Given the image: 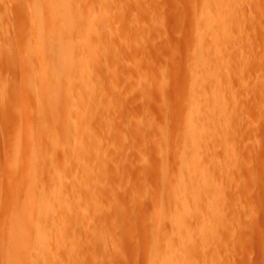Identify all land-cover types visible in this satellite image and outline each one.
Instances as JSON below:
<instances>
[{
	"label": "rangeland",
	"instance_id": "374dc122",
	"mask_svg": "<svg viewBox=\"0 0 264 264\" xmlns=\"http://www.w3.org/2000/svg\"><path fill=\"white\" fill-rule=\"evenodd\" d=\"M230 1L223 11L235 26L213 41L202 34L206 0H73L78 18H100L75 44L87 68L72 83L93 87L84 111L66 86L52 104L42 101V53L33 47L36 25L51 29L50 0H0V264L19 221L21 238L45 248V264H166L172 253L175 264H264V0ZM211 68L216 89L198 81ZM207 119L213 127L187 136ZM186 165V179L203 181L187 209L188 239L169 220ZM44 196L51 211L40 216L39 243L33 205ZM16 206L31 207L26 221ZM55 211L61 222L52 226ZM31 254L17 264H33Z\"/></svg>",
	"mask_w": 264,
	"mask_h": 264
},
{
	"label": "bare ground",
	"instance_id": "6f19581e",
	"mask_svg": "<svg viewBox=\"0 0 264 264\" xmlns=\"http://www.w3.org/2000/svg\"><path fill=\"white\" fill-rule=\"evenodd\" d=\"M75 1V0H74ZM80 1V0H79ZM208 2V4H210V8H211V12H209L206 17L202 20L203 24H202V34H204V37L206 36H209L213 39H218V37L221 35V33H223V30L224 29H230L232 28L233 26H235V18L234 16L231 14V13H225V11H223V6H225L226 4H230V0H206ZM73 0H50L49 2V7L47 8L48 11L50 13V16L52 17V24H51V29L47 30V31H43V28H42V24L39 23V25H36L38 28H37V34L39 36H37V39L35 40V45L33 48H36L37 51H40V53H42L41 55H37L39 56L38 59L40 60H37L41 63L38 62V64L41 65V68H42V75L45 79L44 82V86L40 87L42 88L41 89V93L43 92V103H45L46 105H50L52 104V100H54L55 97H57L62 89V87H65L67 88V96L68 97H74V94L78 93L79 95V98H78V109H83L84 111L86 110V108L84 107V104L85 102L91 98V95H87L91 90H92V85L89 86V84L87 85H84L81 89H79L78 91H76V88L74 86V84L72 83V78L77 75V74H80L79 77H81L83 74L84 75V72H85V69L87 68L86 64L83 63L81 60H78L75 56V44H76V39H81V41H83L82 43L84 42H87V37H83V35H86V34H90L93 32V30L91 29V24H93V22L98 19H96V15H92L90 18H85L83 17L82 19L81 18H78L80 17L79 14H78V17H77V13L76 11H74V5H73ZM75 4V3H74ZM101 6V5H100ZM108 7V6H107ZM36 9V11L39 13V15H41L39 18H40V21L41 22H44V11H42L41 8H39L38 6H35L34 7V10ZM104 9V8H103ZM50 10V11H49ZM101 10V9H100ZM91 11V10H90ZM105 11V10H104ZM100 11H98L99 13ZM45 13V14H46ZM97 13V15H99ZM103 13V12H101ZM48 15V14H47ZM101 16V15H100ZM99 16V17H100ZM48 18V17H47ZM238 18V17H236ZM39 21V22H40ZM37 22V21H36ZM38 23V22H37ZM50 23V22H49ZM34 26V23H32ZM234 24V25H233ZM49 25V24H48ZM233 25V26H232ZM232 26V27H231ZM46 27V26H45ZM105 28V27H104ZM108 29V28H107ZM35 29H33L32 31H34ZM104 30V29H103ZM31 32V31H30ZM36 31H34L35 33ZM33 33V34H34ZM75 33V35L73 34ZM94 33V32H93ZM103 33V32H102ZM100 33L99 35H101L102 37L104 36V34ZM107 33V32H106ZM36 34V33H35ZM34 34V35H35ZM98 35V36H99ZM100 36V37H101ZM223 36V35H222ZM28 37V36H27ZM36 36H34L33 38H35ZM107 37V36H106ZM220 38V37H219ZM26 39V38H25ZM28 39V38H27ZM33 40V42H34ZM214 41V40H213ZM216 42V41H215ZM26 43V42H25ZM217 43V42H216ZM4 47V46H3ZM1 48V47H0ZM6 48V47H5ZM26 48V47H25ZM31 49V48H30ZM217 49V48H216ZM4 50V49H3ZM24 51V50H23ZM95 51V50H94ZM218 52V50H217ZM6 53V52H5ZM8 53V52H7ZM6 53V54H7ZM4 54V53H3ZM26 54V53H24ZM31 54V53H30ZM20 56V55H19ZM96 56H97V53L96 51L93 52V58L96 59ZM21 57V56H20ZM36 58V57H35ZM26 59V58H24ZM93 59V60H94ZM27 62V61H26ZM37 64V65H38ZM31 65V62L30 64ZM31 67V66H30ZM31 69V68H30ZM29 69V70H30ZM87 71V70H86ZM206 70H203V72L201 74H198V81L201 82V83H209L211 84L210 88L213 86H215V89L217 88L218 86V83H217V80H215V68H211L210 71H208V74L205 73ZM31 72V71H30ZM86 73V72H85ZM29 74V73H27ZM31 75V73H30ZM33 77V76H32ZM29 78V77H28ZM34 80V79H33ZM32 80V81H33ZM27 81H31V80H27ZM41 84V83H39ZM31 85V84H30ZM34 85V84H32ZM43 85V84H42ZM208 85V84H207ZM202 86V84H201ZM35 88V85L33 86ZM206 87V86H205ZM208 87V86H207ZM27 88V87H26ZM30 88V87H29ZM29 88H27L26 90H28ZM44 88V89H43ZM204 88V87H203ZM64 89V88H63ZM31 90V89H30ZM43 90V91H42ZM214 90V89H213ZM32 91H33V88H32ZM36 91V90H35ZM25 92V91H24ZM30 94V93H29ZM34 94V93H33ZM35 95V94H34ZM23 96V95H22ZM30 96V95H29ZM36 96V95H35ZM41 97V96H40ZM38 98V97H37ZM58 100L60 99V96L59 98H57ZM37 100V99H36ZM39 100V99H38ZM37 100V101H38ZM61 100V99H60ZM36 101V102H37ZM55 102V101H54ZM39 103H40V100H39ZM76 103V102H75ZM42 104V103H40ZM57 104V103H56ZM56 104H54V106H56ZM12 105V104H11ZM59 105V104H57ZM200 103H199V99L195 98L193 100V105L191 106V108L189 109L188 111V114H187V121L188 122H192L195 119V117H197L198 113H200L201 109L199 107ZM43 106V105H42ZM41 106V108H42ZM52 107V106H50ZM56 108V107H54ZM57 109V108H56ZM88 109V108H87ZM52 110V108H51ZM53 111V110H52ZM82 111V110H81ZM52 115V114H51ZM56 115V114H55ZM55 117V116H54ZM200 117V115H199ZM186 121V122H187ZM202 120H200L198 123L199 124H192L190 126V132L188 133L187 136H189V138L191 139H195L194 137H196V135L200 132H205L207 131V128H210L211 126L213 127L214 123L211 124L212 121H208L205 120L203 122H201ZM48 122V121H47ZM187 122V123H188ZM46 123V122H45ZM55 123V122H54ZM210 123V124H209ZM31 124V123H30ZM44 124V122H43ZM42 124V125H43ZM188 126V125H187ZM186 126V127H187ZM39 128V127H38ZM37 128V129H38ZM189 128V127H188ZM187 129V128H186ZM211 132V129H209ZM31 131V129H30ZM37 131V130H36ZM47 131V130H46ZM29 132V131H28ZM38 132V131H37ZM213 132V131H212ZM35 133V132H34ZM42 133V131L40 132ZM46 133V132H45ZM91 132H88L87 134H89ZM212 134V133H210ZM216 134V133H215ZM29 135V134H28ZM34 135V134H33ZM44 135V134H43ZM41 135V136H43ZM56 135V134H55ZM59 135V134H58ZM90 135V134H89ZM199 135V134H198ZM202 135V134H201ZM207 135V133H206ZM214 135V134H213ZM212 135V137H213ZM21 136V135H20ZM19 136V137H20ZM36 136V135H35ZM52 136V135H51ZM49 136V138L51 137ZM209 136V135H207ZM225 136V135H224ZM29 138V137H28ZM48 138V139H49ZM211 138V137H210ZM23 139V138H22ZM52 139H54L52 137ZM82 139V137H81ZM191 139L189 142H191ZM203 139V137H202ZM212 139V138H211ZM225 139V137H224ZM21 140V138H20ZM58 140V139H57ZM76 140V141H75ZM198 140V139H196ZM37 141V140H36ZM73 141V140H72ZM204 141V139H203ZM56 142V141H55ZM21 143V142H20ZM78 144L80 143V139L77 138V139H74V144ZM188 143V142H187ZM22 144V143H21ZM38 144V143H36ZM45 144V143H43ZM73 144V143H72ZM195 144V143H194ZM19 145V144H18ZM31 145V144H30ZM35 145V144H34ZM33 145V146H34ZM49 145V144H48ZM54 145V144H53ZM191 145V144H190ZM32 146V147H33ZM44 146V145H43ZM55 146V145H54ZM73 146V145H72ZM35 148V147H33ZM41 148V147H40ZM84 148V147H83ZM18 149V148H17ZM37 149V148H36ZM197 150V149H196ZM42 151V149H41ZM40 151V152H41ZM90 151V149L88 150ZM44 152V150H43ZM48 152V151H47ZM46 152V153H47ZM73 152V151H72ZM38 153V152H37ZM85 153V152H84ZM87 153V152H86ZM51 154V153H50ZM88 154V153H87ZM86 154V155H87ZM38 154H36L37 156ZM194 155V154H193ZM76 156V155H75ZM201 156V155H200ZM51 157V156H50ZM194 158H197L198 157V154L196 153V155L193 156ZM35 158V157H34ZM38 158V157H37ZM31 159H32V156H31ZM30 159V161H31ZM193 159V158H191ZM29 160V159H28ZM35 160V159H33ZM43 160V159H42ZM45 160V159H44ZM51 160V159H50ZM197 160V159H196ZM37 161V159H36ZM46 161V160H45ZM44 161V162H45ZM48 161V160H47ZM46 161V162H47ZM192 161V160H191ZM195 161V160H193ZM189 162V161H187ZM197 162V161H196ZM32 163V162H31ZM194 164H196L194 162ZM39 165V164H38ZM197 165V164H196ZM30 167V165H29ZM36 167V166H35ZM32 168V167H31ZM34 168V167H33ZM42 168V167H41ZM58 168V167H57ZM36 169V168H34ZM53 169V168H52ZM191 165H186L183 169H182V175L179 177L178 179V183H177V186H176V190H175V194H174V201H173V207L170 208V212H169V220L173 226V230L174 232H181V234L184 236V238H187L188 239V235H186V233H184V229L187 228V226L185 225V219L187 217H189V214L187 212V209L189 208L190 206V203L192 202V200L198 196H203L202 195V191H203V187H202V190L200 189V185H202L201 183L203 181L199 180V179H196L195 177H192L190 180L187 178L186 179V175L185 174H189L191 173ZM43 170V168L41 169ZM34 171V170H33ZM60 171V170H59ZM37 172V171H36ZM53 172V170H52ZM33 172H31V177L32 176H35V172L34 174L32 175ZM38 173V172H37ZM55 173V172H54ZM53 174V173H52ZM192 175V174H191ZM58 179L60 177V175L58 174ZM55 177V176H54ZM24 178V177H23ZM57 178V177H56ZM27 180V178H25ZM30 179V178H29ZM62 180V179H60ZM30 181V180H28ZM63 182V181H62ZM32 183V182H30ZM28 184V183H27ZM58 184V183H57ZM56 184V185H57ZM206 184V183H205ZM32 185V184H31ZM59 185V184H58ZM204 186V185H203ZM53 187V186H52ZM51 187V189H52ZM33 188V187H31ZM45 188V187H44ZM43 188V189H44ZM41 189V188H40ZM50 189V190H51ZM54 189H57V188H54ZM59 189V188H58ZM57 190H53L55 195H57V193L59 194V191ZM31 190V189H30ZM35 190V189H34ZM39 190V188L37 189ZM61 190V189H60ZM52 191V190H51ZM58 191V192H57ZM32 192V191H31ZM40 192V191H38ZM47 192V191H46ZM25 193V192H24ZM53 194V192H51ZM39 195V193H37ZM29 195V194H28ZM31 195V194H30ZM45 195L47 196V193H45ZM35 197V194L33 195ZM173 196V194H172ZM36 198V197H35ZM41 198V197H40ZM29 199H30V196H29ZM26 200V198H25ZM172 200V199H171ZM171 202V201H170ZM14 203V202H13ZM31 203V202H29ZM18 204V203H17ZM22 204V203H21ZM26 204V203H25ZM33 204H34V201H33ZM171 204V203H170ZM209 204H212V203H209ZM20 205V204H18ZM30 205V204H29ZM57 205V203H56ZM55 205V206H56ZM34 207H36V210L37 212H39L40 214H38V219L35 220V222H33V232L35 233V237H36V240L41 243L42 239L44 240V238L46 237V232H45V226L44 224L41 223V220H40V216L42 215L43 212H46V215L50 213V208H51V205H49L48 203V198L47 197H42L37 203L36 205H33ZM32 206V207H33ZM55 206H52L56 209H60V206L58 207V205L55 207ZM210 207H212L211 205H208ZM28 207V206H27ZM25 206H16L15 209H14V215L17 214V215H22L23 216V220L26 221V215L25 213H28L30 211H28L30 208H27ZM64 207V206H63ZM209 207V208H210ZM52 208V209H54ZM166 208V206H165ZM165 208L163 210V212L165 211ZM208 208V207H207ZM208 208V209H209ZM12 209V208H11ZM208 209H205V210H208ZM211 209V208H210ZM34 208H32V211L31 213L33 212ZM55 210V209H54ZM60 210H63V209H60ZM212 210V209H211ZM59 211V210H58ZM58 211H55V213H53V216H54V220L52 221V219L50 221L54 222L53 225L52 223L50 222V224L52 226H54V224L58 225L60 221V216L61 214H58L59 212ZM53 212V210H52ZM61 212V211H60ZM204 213H207L206 211H204ZM30 214V213H28ZM165 214V212H164ZM17 215H15L14 217L16 218ZM60 215V216H59ZM205 215V214H204ZM9 216H11L9 214ZM52 216V214L50 215ZM165 216V215H164ZM12 217V216H11ZM19 217V216H18ZM46 218V217H45ZM52 218V217H51ZM49 219V218H48ZM15 220V219H14ZM159 220V219H157ZM10 221V220H9ZM19 221V219H18ZM9 225L10 223L7 222ZM20 224H22L20 221H19ZM19 223H16L14 226H13V223L11 226V228H9V232H7L8 234L4 237V235L6 234V230L4 231V235L3 237L5 238V242L7 244V248H6V252L4 257L6 258V264H17L18 261L22 258V255H23V251L24 250H29V252L32 251V254H31V259L33 264H45L44 263V260H45V254L46 252L44 253V247L41 246V248L39 249H33L31 243L29 241H25V239H22L21 236H20V225ZM61 224V223H60ZM4 226V225H3ZM157 226H159L157 224ZM6 227V226H5ZM56 227V226H55ZM54 227V229H55ZM7 228V229H8ZM18 230H19V233H18ZM158 230V229H157ZM173 232V231H172ZM170 232V233H172ZM30 234V233H29ZM178 234V233H177ZM159 236V234H156ZM171 235V234H170ZM179 235V234H178ZM185 235L187 237H185ZM174 236V234H173ZM181 236V235H180ZM182 236V237H183ZM178 238H181L178 236ZM186 239V240H187ZM178 240V239H177ZM182 243L185 242L183 241V238H182ZM179 241V242H181ZM190 241V240H189ZM188 241V242H189ZM4 242V243H5ZM178 242V244H179ZM192 242V241H191ZM3 243V244H4ZM2 244V245H3ZM1 245V246H2ZM181 245V244H180ZM185 245V244H184ZM187 245V244H186ZM5 246V244H4ZM183 246V245H182ZM46 247V246H45ZM186 247V246H185ZM189 247V246H188ZM191 247V246H190ZM4 248V247H3ZM2 248V250H4ZM158 249V248H157ZM184 249V248H183ZM181 250V249H179ZM3 252V251H2ZM2 253V255L4 254ZM159 253V251H158ZM178 253V252H176ZM178 257V256H177ZM179 258V257H178ZM177 258V259H178ZM2 259H4L2 257ZM159 259V258H158ZM163 259V258H162ZM180 259V258H179ZM178 259V260H179ZM3 261V260H2ZM165 263L166 264H170V263H176L175 262V255L172 253V254H168L167 256H165ZM5 262V261H3ZM163 262V261H162ZM180 264V263H179Z\"/></svg>",
	"mask_w": 264,
	"mask_h": 264
}]
</instances>
